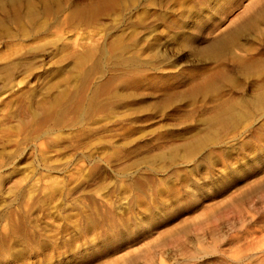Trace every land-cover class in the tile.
Masks as SVG:
<instances>
[{
    "label": "rangeland",
    "instance_id": "rangeland-1",
    "mask_svg": "<svg viewBox=\"0 0 264 264\" xmlns=\"http://www.w3.org/2000/svg\"><path fill=\"white\" fill-rule=\"evenodd\" d=\"M0 264H264V0H0Z\"/></svg>",
    "mask_w": 264,
    "mask_h": 264
},
{
    "label": "bare ground",
    "instance_id": "bare-ground-1",
    "mask_svg": "<svg viewBox=\"0 0 264 264\" xmlns=\"http://www.w3.org/2000/svg\"><path fill=\"white\" fill-rule=\"evenodd\" d=\"M242 238L244 239H247V238H252V234L248 233V234H245L243 236H241ZM251 241H254L253 239H251Z\"/></svg>",
    "mask_w": 264,
    "mask_h": 264
}]
</instances>
